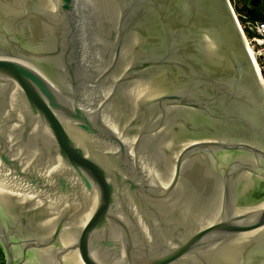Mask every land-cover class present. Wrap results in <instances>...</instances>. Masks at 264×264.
<instances>
[{
  "label": "water",
  "instance_id": "1",
  "mask_svg": "<svg viewBox=\"0 0 264 264\" xmlns=\"http://www.w3.org/2000/svg\"><path fill=\"white\" fill-rule=\"evenodd\" d=\"M0 242L264 264V88L230 0H0Z\"/></svg>",
  "mask_w": 264,
  "mask_h": 264
},
{
  "label": "built area",
  "instance_id": "2",
  "mask_svg": "<svg viewBox=\"0 0 264 264\" xmlns=\"http://www.w3.org/2000/svg\"><path fill=\"white\" fill-rule=\"evenodd\" d=\"M236 18L254 58L264 88V20L251 18L247 14L241 15V21L237 15Z\"/></svg>",
  "mask_w": 264,
  "mask_h": 264
},
{
  "label": "flooded vegetation",
  "instance_id": "3",
  "mask_svg": "<svg viewBox=\"0 0 264 264\" xmlns=\"http://www.w3.org/2000/svg\"><path fill=\"white\" fill-rule=\"evenodd\" d=\"M252 3H254L253 8H255V9H257V10L261 9V10L264 11V0H251V4H252ZM255 4H256V5H255ZM223 98L226 100L225 95L223 96ZM220 102L223 103L222 100H220ZM223 104H224V103H223ZM230 122H232V121H230ZM220 124L222 125V124H226V123H224L223 121H221ZM215 127H216V126L213 127V125H212V129H213V128L215 129ZM235 129H237V127H235ZM12 236H13V237H12ZM14 237H16V235H12V234H11V238H13L14 240H16V238H14ZM15 247H16V250H15V251H16V253H15V257L18 258V257L21 255V252H18V251H17V246H15ZM37 259H38V258H37ZM7 261H8V257H7L6 250L4 249L2 243L0 242V264H6ZM23 264H38V263H35L34 261H32L31 263L26 262V263H23Z\"/></svg>",
  "mask_w": 264,
  "mask_h": 264
},
{
  "label": "rangeland",
  "instance_id": "4",
  "mask_svg": "<svg viewBox=\"0 0 264 264\" xmlns=\"http://www.w3.org/2000/svg\"><path fill=\"white\" fill-rule=\"evenodd\" d=\"M230 3L240 21L241 15L246 14L248 8H253L251 0H230Z\"/></svg>",
  "mask_w": 264,
  "mask_h": 264
},
{
  "label": "trees",
  "instance_id": "5",
  "mask_svg": "<svg viewBox=\"0 0 264 264\" xmlns=\"http://www.w3.org/2000/svg\"><path fill=\"white\" fill-rule=\"evenodd\" d=\"M246 14L251 18L264 20V11L261 9L248 8Z\"/></svg>",
  "mask_w": 264,
  "mask_h": 264
}]
</instances>
